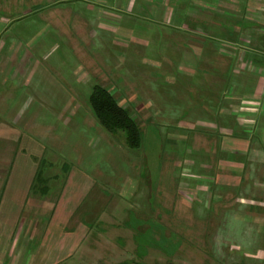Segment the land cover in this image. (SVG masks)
I'll return each mask as SVG.
<instances>
[{"label": "rangeland", "instance_id": "374dc122", "mask_svg": "<svg viewBox=\"0 0 264 264\" xmlns=\"http://www.w3.org/2000/svg\"><path fill=\"white\" fill-rule=\"evenodd\" d=\"M239 1L187 0L200 16L173 1L175 30L162 14L132 24L126 18L133 43L115 37V16L112 29L93 28L84 39L44 27L34 15L0 33V159L13 150L3 143V124H15L37 142L36 163L70 172L49 196L69 217L63 229L90 234L75 239L62 264H264V174L249 160H224L236 140L210 118L206 102L211 76L215 87L221 82L206 51L215 63L241 54ZM238 3L239 14L226 10ZM72 33L79 37L69 39ZM184 35L199 43L186 46ZM258 57L264 47L247 57L257 69ZM233 69L223 100L241 124V112L248 119L252 107L235 99ZM95 85L142 129L140 149L100 127L89 103ZM53 242L62 244L60 237Z\"/></svg>", "mask_w": 264, "mask_h": 264}, {"label": "crops", "instance_id": "0c3cea01", "mask_svg": "<svg viewBox=\"0 0 264 264\" xmlns=\"http://www.w3.org/2000/svg\"><path fill=\"white\" fill-rule=\"evenodd\" d=\"M173 1L179 3L180 9H186L187 12L190 10L195 13L194 16L199 14L196 8L186 6L187 0H0V33L9 28V22L34 15L44 27L61 32H78L84 39L92 35L93 28L100 31L112 29L111 22L118 18V36L115 37L130 39L133 43L135 37L130 36L127 26L124 27L126 18L132 24L135 23L136 17L149 18L150 12L162 14L164 25L175 30L174 17H177V14L170 7ZM239 2H241V42H243L241 54L233 60L227 55H222L217 62L220 66H217L215 60L210 57V52L206 51L208 56L206 54L203 58H206V63L210 65L207 66L212 71L217 69L218 72L219 69L221 76L220 83L216 79L218 89L217 86L215 87V79L211 76V83L209 82L211 93H207L210 98H207L206 102L209 103L210 118L217 122L221 131L232 130L236 140V149L227 151L224 160L237 163L241 158V164L244 163L242 160H249L250 166L255 169L254 173L264 174V58L258 57L255 60L263 65L259 69L252 67L251 61H247L251 51L264 47V0ZM238 4L236 7L227 6L226 10L239 14L240 3ZM230 31L232 33L229 39L236 40L237 31L232 29ZM86 32L88 34H85ZM78 33H72L68 38L79 37ZM137 39L144 40V38ZM182 39L186 46L199 43V40L186 35L182 36ZM3 41L2 46L5 45V40ZM99 42L102 44V39ZM234 61L237 63L236 69L231 68ZM232 69L236 81L232 83L235 88V99L252 107L247 109L251 111L247 113L248 119L244 118L245 112H241V124L234 113H229L231 111L229 99L223 100L224 92L231 89L232 77L229 76V70ZM194 74L197 75L198 72ZM243 125L249 126L250 132L243 129ZM3 126L4 131L9 133L3 137V143L13 150L4 153V157L0 159L2 164L0 167V264H62L70 254L72 255L78 244L75 239L90 235L87 231L70 232L63 229V224L69 217L64 218L63 208L59 203L54 206L49 202L54 184L55 188H60L64 175L70 172L60 167L56 169L57 172H52L56 167L45 166V163L40 166L36 163L39 151L37 142L22 135L15 124L7 126L4 123ZM250 134L252 136L249 137ZM69 178L67 177L68 180ZM90 193L91 191L79 198L78 208L83 202L85 204L86 197ZM60 223L62 226L59 225ZM56 237L61 238L62 244H57L60 247L54 243L55 241L53 242Z\"/></svg>", "mask_w": 264, "mask_h": 264}, {"label": "trees", "instance_id": "16d2710c", "mask_svg": "<svg viewBox=\"0 0 264 264\" xmlns=\"http://www.w3.org/2000/svg\"><path fill=\"white\" fill-rule=\"evenodd\" d=\"M89 103L100 127L110 135L122 133L130 149H140L143 141L142 129L109 90L95 85L89 96Z\"/></svg>", "mask_w": 264, "mask_h": 264}]
</instances>
